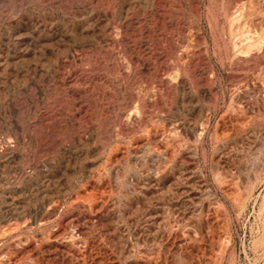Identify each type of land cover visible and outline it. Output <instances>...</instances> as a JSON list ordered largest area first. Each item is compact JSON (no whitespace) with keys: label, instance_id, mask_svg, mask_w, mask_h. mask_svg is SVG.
I'll use <instances>...</instances> for the list:
<instances>
[{"label":"rangeland","instance_id":"374dc122","mask_svg":"<svg viewBox=\"0 0 264 264\" xmlns=\"http://www.w3.org/2000/svg\"><path fill=\"white\" fill-rule=\"evenodd\" d=\"M0 264H264V0H0Z\"/></svg>","mask_w":264,"mask_h":264}]
</instances>
